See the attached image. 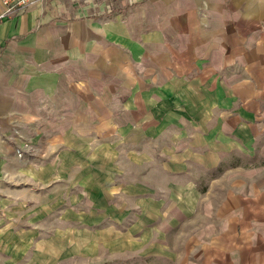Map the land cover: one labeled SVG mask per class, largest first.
<instances>
[{
	"label": "crops",
	"instance_id": "crops-1",
	"mask_svg": "<svg viewBox=\"0 0 264 264\" xmlns=\"http://www.w3.org/2000/svg\"><path fill=\"white\" fill-rule=\"evenodd\" d=\"M5 8L0 0V180L30 173L29 154L14 151L22 144L43 147L38 158L132 130L156 153L188 146L215 188L184 256L264 264V0Z\"/></svg>",
	"mask_w": 264,
	"mask_h": 264
},
{
	"label": "rangeland",
	"instance_id": "rangeland-1",
	"mask_svg": "<svg viewBox=\"0 0 264 264\" xmlns=\"http://www.w3.org/2000/svg\"><path fill=\"white\" fill-rule=\"evenodd\" d=\"M139 134L38 158L43 147L15 146L30 173L0 180V264H196L183 253L212 215L213 181L188 146L156 153Z\"/></svg>",
	"mask_w": 264,
	"mask_h": 264
},
{
	"label": "built area",
	"instance_id": "built-area-1",
	"mask_svg": "<svg viewBox=\"0 0 264 264\" xmlns=\"http://www.w3.org/2000/svg\"><path fill=\"white\" fill-rule=\"evenodd\" d=\"M34 0H3L6 8L3 14H8L9 12L22 8L23 6L27 5L29 2H33Z\"/></svg>",
	"mask_w": 264,
	"mask_h": 264
}]
</instances>
